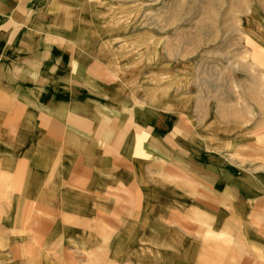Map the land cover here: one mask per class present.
Segmentation results:
<instances>
[{
    "label": "crops",
    "instance_id": "1",
    "mask_svg": "<svg viewBox=\"0 0 264 264\" xmlns=\"http://www.w3.org/2000/svg\"><path fill=\"white\" fill-rule=\"evenodd\" d=\"M88 16L0 0V232L24 264H264V145L176 139Z\"/></svg>",
    "mask_w": 264,
    "mask_h": 264
},
{
    "label": "rangeland",
    "instance_id": "2",
    "mask_svg": "<svg viewBox=\"0 0 264 264\" xmlns=\"http://www.w3.org/2000/svg\"><path fill=\"white\" fill-rule=\"evenodd\" d=\"M69 1L87 8L104 40L95 57L121 59L127 86L141 93L134 97L173 119L176 139L214 146L217 138L224 152L264 145V0ZM13 219L0 232V264L39 259L23 255Z\"/></svg>",
    "mask_w": 264,
    "mask_h": 264
}]
</instances>
